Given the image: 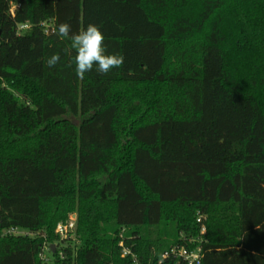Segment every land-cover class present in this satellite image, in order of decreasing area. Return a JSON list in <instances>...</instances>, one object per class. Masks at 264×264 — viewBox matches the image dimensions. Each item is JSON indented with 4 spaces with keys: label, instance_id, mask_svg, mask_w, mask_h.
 Listing matches in <instances>:
<instances>
[{
    "label": "trees",
    "instance_id": "16d2710c",
    "mask_svg": "<svg viewBox=\"0 0 264 264\" xmlns=\"http://www.w3.org/2000/svg\"><path fill=\"white\" fill-rule=\"evenodd\" d=\"M61 22L123 66L79 79ZM189 239L264 264V0H0V264H177Z\"/></svg>",
    "mask_w": 264,
    "mask_h": 264
},
{
    "label": "clouds",
    "instance_id": "9594fccd",
    "mask_svg": "<svg viewBox=\"0 0 264 264\" xmlns=\"http://www.w3.org/2000/svg\"><path fill=\"white\" fill-rule=\"evenodd\" d=\"M55 34L60 39L70 41L71 49L75 51L73 61L69 66L75 65V73L79 79H83L85 73L93 70L99 74L106 75L114 68L119 69L123 66L124 57L119 53H108L105 45V36L100 26L89 23L86 29L78 33H71V25L61 22L55 30ZM59 53L52 54L47 59V66L52 68L60 63Z\"/></svg>",
    "mask_w": 264,
    "mask_h": 264
},
{
    "label": "built area",
    "instance_id": "2783aa9c",
    "mask_svg": "<svg viewBox=\"0 0 264 264\" xmlns=\"http://www.w3.org/2000/svg\"><path fill=\"white\" fill-rule=\"evenodd\" d=\"M10 5V12L13 14V10L15 5L12 2H9ZM30 27L29 23H21L16 25V31L21 32L25 29ZM76 213L73 212L69 214L68 218L64 222H60L55 227V234L59 237V239L65 240H76ZM197 222H202V217H197ZM6 234H13V235H34L35 233L29 232L27 230L11 227L4 231ZM205 233V227L201 225L200 234ZM119 245L122 247V241L119 242ZM48 246L46 244L43 245L42 251L39 254L40 259L43 262H48L49 258L46 255V250ZM129 250L126 248H122V256L129 254ZM173 257L177 264L184 263V264H201V246L199 244H195L193 239H189L186 243H180L173 245L167 250L162 257ZM133 264H138L136 257L133 255Z\"/></svg>",
    "mask_w": 264,
    "mask_h": 264
},
{
    "label": "water",
    "instance_id": "95a60500",
    "mask_svg": "<svg viewBox=\"0 0 264 264\" xmlns=\"http://www.w3.org/2000/svg\"><path fill=\"white\" fill-rule=\"evenodd\" d=\"M51 247H52V251H53L54 250V245L52 244Z\"/></svg>",
    "mask_w": 264,
    "mask_h": 264
},
{
    "label": "rangeland",
    "instance_id": "374dc122",
    "mask_svg": "<svg viewBox=\"0 0 264 264\" xmlns=\"http://www.w3.org/2000/svg\"><path fill=\"white\" fill-rule=\"evenodd\" d=\"M50 255V254H49ZM51 257V256H50ZM45 264H48V263H45Z\"/></svg>",
    "mask_w": 264,
    "mask_h": 264
}]
</instances>
